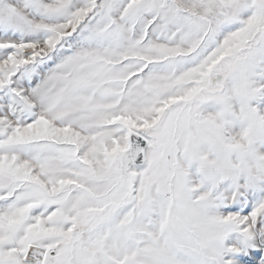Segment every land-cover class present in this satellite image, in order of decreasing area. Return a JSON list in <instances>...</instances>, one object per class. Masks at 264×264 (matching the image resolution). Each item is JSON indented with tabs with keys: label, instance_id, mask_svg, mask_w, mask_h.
<instances>
[{
	"label": "snow or ice",
	"instance_id": "snow-or-ice-1",
	"mask_svg": "<svg viewBox=\"0 0 264 264\" xmlns=\"http://www.w3.org/2000/svg\"><path fill=\"white\" fill-rule=\"evenodd\" d=\"M0 264H264V0H0Z\"/></svg>",
	"mask_w": 264,
	"mask_h": 264
}]
</instances>
